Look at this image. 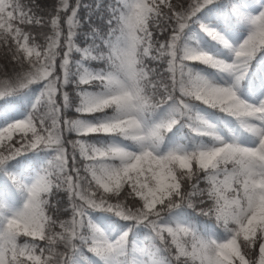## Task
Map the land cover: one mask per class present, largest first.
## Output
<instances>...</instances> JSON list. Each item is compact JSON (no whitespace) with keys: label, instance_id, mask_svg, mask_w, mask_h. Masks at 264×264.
I'll list each match as a JSON object with an SVG mask.
<instances>
[{"label":"snow or ice","instance_id":"6c2138e0","mask_svg":"<svg viewBox=\"0 0 264 264\" xmlns=\"http://www.w3.org/2000/svg\"><path fill=\"white\" fill-rule=\"evenodd\" d=\"M0 264H264V0H0Z\"/></svg>","mask_w":264,"mask_h":264},{"label":"trees","instance_id":"16d2710c","mask_svg":"<svg viewBox=\"0 0 264 264\" xmlns=\"http://www.w3.org/2000/svg\"><path fill=\"white\" fill-rule=\"evenodd\" d=\"M47 2H50V0H47ZM84 2L87 4H92V5L95 4V0H84ZM85 15H87V13L85 11H82L81 16H85ZM93 19H95V17H93Z\"/></svg>","mask_w":264,"mask_h":264}]
</instances>
